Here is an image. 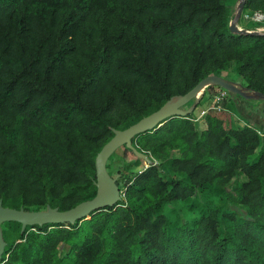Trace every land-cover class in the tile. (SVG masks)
Masks as SVG:
<instances>
[{
    "label": "trees",
    "instance_id": "16d2710c",
    "mask_svg": "<svg viewBox=\"0 0 264 264\" xmlns=\"http://www.w3.org/2000/svg\"><path fill=\"white\" fill-rule=\"evenodd\" d=\"M236 2L0 0L1 205L65 211L91 199L110 129L208 75L264 94V34L229 32ZM243 12L264 14V0H244ZM254 103L264 105L227 93L203 129L192 112L135 136L155 164L116 183V207L22 234L3 223L0 264H264V129L239 107ZM206 191L222 204L194 208ZM177 202L195 215L171 220Z\"/></svg>",
    "mask_w": 264,
    "mask_h": 264
},
{
    "label": "water",
    "instance_id": "95a60500",
    "mask_svg": "<svg viewBox=\"0 0 264 264\" xmlns=\"http://www.w3.org/2000/svg\"><path fill=\"white\" fill-rule=\"evenodd\" d=\"M243 1L236 4L234 20H237L242 12ZM228 30L232 34H252L257 35L255 31H245L229 22ZM217 87L230 95L240 97L245 101L264 102V94L256 91H250L237 82L225 79L221 76L208 75L198 81L189 91L183 95L172 96L166 100L157 110L140 118L137 122L123 130L110 129L112 137L96 153L93 161L95 188L94 196L82 201L70 209L59 211L57 208L45 206L43 210L24 211L21 208L12 209L3 207L0 201V226L6 222H15L20 225L19 233L22 234L25 227H41L43 225H73L75 222L87 220L93 213L104 210L105 208L116 207L121 200L116 179L118 175L110 177L106 171L105 165L108 158L121 146L132 152V154L143 161L148 166L155 163L149 156L136 151L131 145V139L135 136L153 131L160 127L166 120L171 118H184L191 114L197 103L202 97V91L209 87ZM191 102L186 108L183 107ZM6 243L2 238L0 228V258Z\"/></svg>",
    "mask_w": 264,
    "mask_h": 264
},
{
    "label": "rangeland",
    "instance_id": "374dc122",
    "mask_svg": "<svg viewBox=\"0 0 264 264\" xmlns=\"http://www.w3.org/2000/svg\"><path fill=\"white\" fill-rule=\"evenodd\" d=\"M236 1L237 4L240 0ZM235 11L236 5L234 7V13L232 14L230 22H233L237 28L243 30L252 29L245 31H255L258 34H264V17H255V19L259 21L257 23L261 25H253L251 23L254 22L242 18L244 14H247L244 12V14H241L237 20H234ZM219 76L237 82L235 81L234 75L232 73L221 72ZM226 98L227 93L217 87H207L202 91V97L197 103V106L195 107L192 113V116L195 118L194 121H196L198 128H204L202 116L207 110L211 109L216 111H223L221 110L220 106L221 102H223ZM231 118L235 125L240 123L235 115L231 114ZM146 167L147 166L143 163V161L136 159L129 153H125L122 150H117L116 152H114L106 162V171L109 176L114 177L115 175H118L116 183L118 184L119 189L124 181L132 179L137 173H139ZM241 180H243V178H241ZM206 198H208L209 200H207ZM192 199L194 203V208H197L198 205L202 204L205 200L207 205L220 206L222 204L221 196L213 191H206L205 193H201ZM173 205L175 208L170 213V219L173 221H175L178 216L182 217L184 220H187L191 219L195 215V212H189L187 209V205L182 204L181 202L174 203ZM2 228L3 230H5V226H3Z\"/></svg>",
    "mask_w": 264,
    "mask_h": 264
},
{
    "label": "crops",
    "instance_id": "0c3cea01",
    "mask_svg": "<svg viewBox=\"0 0 264 264\" xmlns=\"http://www.w3.org/2000/svg\"><path fill=\"white\" fill-rule=\"evenodd\" d=\"M239 107H241L244 111L245 114V119L251 123V124H258L259 127H261V129H264V105H258V104H253L251 108V106H248L246 104L240 105ZM241 124L242 121L238 120Z\"/></svg>",
    "mask_w": 264,
    "mask_h": 264
},
{
    "label": "built area",
    "instance_id": "2783aa9c",
    "mask_svg": "<svg viewBox=\"0 0 264 264\" xmlns=\"http://www.w3.org/2000/svg\"><path fill=\"white\" fill-rule=\"evenodd\" d=\"M263 15H264V14L259 13V12H253V13H247V14H244V15L242 16V18H244V19H246V20H249V21H251V22L257 23V22H259V21L256 20L255 17H257V16H259V17H260V16L264 17Z\"/></svg>",
    "mask_w": 264,
    "mask_h": 264
}]
</instances>
